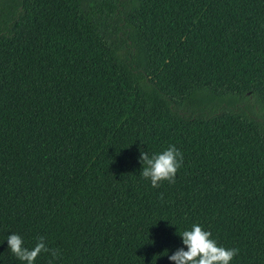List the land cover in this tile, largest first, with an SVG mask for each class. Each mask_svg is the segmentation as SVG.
<instances>
[{"label": "trees", "instance_id": "trees-1", "mask_svg": "<svg viewBox=\"0 0 264 264\" xmlns=\"http://www.w3.org/2000/svg\"><path fill=\"white\" fill-rule=\"evenodd\" d=\"M193 224L264 264V0H0V264H173Z\"/></svg>", "mask_w": 264, "mask_h": 264}, {"label": "clouds", "instance_id": "clouds-1", "mask_svg": "<svg viewBox=\"0 0 264 264\" xmlns=\"http://www.w3.org/2000/svg\"><path fill=\"white\" fill-rule=\"evenodd\" d=\"M140 162L142 177L150 180L153 188H159L164 182L175 183L177 172L183 165V154L175 145H171L161 153L151 156L141 151ZM179 236L187 251L180 248L168 256L173 264H230L238 255L235 248L218 246L217 241L212 238V233L205 231L199 224H193L190 230L183 231ZM7 243L11 252L25 264H34L42 253L50 254L53 260L58 259L60 255L58 249L47 246L42 236L37 238V243L32 249L25 247L24 240L17 234L10 235ZM49 264H52L51 260Z\"/></svg>", "mask_w": 264, "mask_h": 264}, {"label": "rangeland", "instance_id": "rangeland-1", "mask_svg": "<svg viewBox=\"0 0 264 264\" xmlns=\"http://www.w3.org/2000/svg\"><path fill=\"white\" fill-rule=\"evenodd\" d=\"M246 104L253 110L255 114L258 116L261 115L260 107L256 105L253 99H249V101H246Z\"/></svg>", "mask_w": 264, "mask_h": 264}]
</instances>
